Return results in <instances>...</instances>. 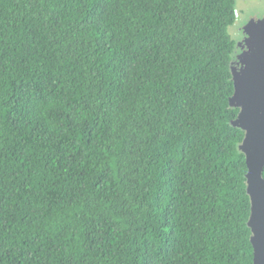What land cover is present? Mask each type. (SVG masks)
<instances>
[{"label":"trees","instance_id":"1","mask_svg":"<svg viewBox=\"0 0 264 264\" xmlns=\"http://www.w3.org/2000/svg\"><path fill=\"white\" fill-rule=\"evenodd\" d=\"M235 2L0 0V264H253Z\"/></svg>","mask_w":264,"mask_h":264},{"label":"water","instance_id":"2","mask_svg":"<svg viewBox=\"0 0 264 264\" xmlns=\"http://www.w3.org/2000/svg\"><path fill=\"white\" fill-rule=\"evenodd\" d=\"M243 34L241 53L231 67L234 93L229 105L239 110L232 126L244 132L239 150L247 168L253 264H264V19L249 21Z\"/></svg>","mask_w":264,"mask_h":264},{"label":"rangeland","instance_id":"3","mask_svg":"<svg viewBox=\"0 0 264 264\" xmlns=\"http://www.w3.org/2000/svg\"><path fill=\"white\" fill-rule=\"evenodd\" d=\"M236 20L228 33L238 46L243 39V28L251 20L264 19V0H236Z\"/></svg>","mask_w":264,"mask_h":264},{"label":"flooded vegetation","instance_id":"4","mask_svg":"<svg viewBox=\"0 0 264 264\" xmlns=\"http://www.w3.org/2000/svg\"><path fill=\"white\" fill-rule=\"evenodd\" d=\"M242 32H243V30H242ZM244 39H245V35L243 34L242 42H243ZM242 42H241V43H242ZM241 43H240V44H241ZM242 46H243V45H240V46L238 45V46H237L238 49H239V53H238L237 55H239V54L241 53V48H242ZM237 55H236V56H237ZM235 64H236V63H235ZM263 171H264V170H263ZM262 175H263V173H262Z\"/></svg>","mask_w":264,"mask_h":264},{"label":"snow or ice","instance_id":"5","mask_svg":"<svg viewBox=\"0 0 264 264\" xmlns=\"http://www.w3.org/2000/svg\"><path fill=\"white\" fill-rule=\"evenodd\" d=\"M262 211H264V209H262Z\"/></svg>","mask_w":264,"mask_h":264}]
</instances>
